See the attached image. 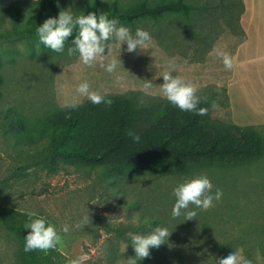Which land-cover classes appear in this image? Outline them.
I'll list each match as a JSON object with an SVG mask.
<instances>
[{
  "label": "rangeland",
  "instance_id": "1",
  "mask_svg": "<svg viewBox=\"0 0 264 264\" xmlns=\"http://www.w3.org/2000/svg\"><path fill=\"white\" fill-rule=\"evenodd\" d=\"M60 1L68 7L93 4V0ZM142 1L119 0L124 9ZM17 2L23 0H0V205L46 216L63 236L58 249L71 260L86 256L84 264H124L128 257H135L128 233L144 235L155 227L172 232L158 251L162 256L137 264H215L217 258L237 248L253 264H264L260 250L264 244V158L239 164H194L184 173L123 175L98 159L81 155L64 153L55 156L58 163L45 165L41 159L49 155L44 149L49 140L25 139L28 121L36 122L37 117L66 103L87 102L75 92L83 81L100 94L131 96L144 106L167 103L158 85L164 82L160 75L169 61L175 62L173 75L197 86V95L207 102L208 123L229 124L232 109L227 81L232 70L225 69L213 49L232 56L241 37L233 14L224 13L223 6L216 7L215 13L193 9L189 15L168 14L162 24L141 19L126 26L133 33L137 28L148 31L152 44L146 51L133 53L126 51V44L121 51L114 44L112 56L120 54L124 69L109 74L98 64H80L77 56L67 55V49L58 54L38 39L18 33L12 14ZM234 9L238 12L237 5ZM22 18L29 19L30 14L22 10ZM144 80L153 82L152 95L144 94ZM201 174L208 175L213 191L222 190V199L207 212L196 209L194 220L173 219V189ZM85 215L91 222L77 228ZM65 225L67 234L62 232ZM0 264H24L19 239L2 227Z\"/></svg>",
  "mask_w": 264,
  "mask_h": 264
},
{
  "label": "trees",
  "instance_id": "2",
  "mask_svg": "<svg viewBox=\"0 0 264 264\" xmlns=\"http://www.w3.org/2000/svg\"><path fill=\"white\" fill-rule=\"evenodd\" d=\"M236 5L238 12L234 9ZM221 6L234 17L245 9L243 0H221L220 3L218 0L162 3L143 0L131 9L121 8L119 0H93V4L74 3L70 10L76 15L82 12L85 15L95 12L97 16L107 13L109 19L116 18L124 26H133L141 19H153L159 24L168 14L189 15L193 9ZM68 8L60 0H23L14 4L12 14L18 33L39 40L37 27L47 18H58L59 12ZM22 10L30 14L29 19L23 20ZM77 34L78 29H74L65 42V49L71 46ZM106 96L113 100L111 107L87 101L71 110V119L65 118L69 110L62 107L37 117L36 122L28 121L26 140H49L44 148L49 155L41 159L45 165L58 163L55 156L65 153L89 160L98 159L107 168L123 175L169 174L184 173L194 164H239L264 155V134L255 125H240L233 120L229 124L210 125L208 115L182 112L168 101L159 106H144L131 96ZM199 107L208 109L207 102L202 99ZM129 130L140 135L138 143L127 135ZM29 213L34 212L0 205V227L16 236L23 250L24 238L31 231L23 227ZM36 215L52 224L46 216ZM260 247L264 255V244ZM161 249L162 246L157 251L153 248L151 256L159 259L163 253L158 252ZM70 260L58 248L50 250L47 255L24 251V264H68Z\"/></svg>",
  "mask_w": 264,
  "mask_h": 264
},
{
  "label": "clouds",
  "instance_id": "3",
  "mask_svg": "<svg viewBox=\"0 0 264 264\" xmlns=\"http://www.w3.org/2000/svg\"><path fill=\"white\" fill-rule=\"evenodd\" d=\"M74 29H78V34L71 46L67 48V55L69 57L77 56L79 63L87 67L98 64L109 74L116 73L121 67L123 68V62L119 59L120 54L118 57L112 56L114 44L120 48V51L121 46L126 44L128 53L137 52V50L146 51L152 44V36L144 29L137 28L133 33L118 19H109L107 13L97 16L95 12H89L87 15L82 12V14L76 15L70 10V7L67 10H61L58 18H47L41 26L37 27L36 32L40 43L45 48L58 54H64L65 42L72 35ZM213 52L222 59L226 70L231 71L234 68V58L229 53L221 49H213ZM175 71V62L169 61L160 75L164 81L163 84L158 85L160 95L182 112L200 116L207 115L208 109L199 107L202 98L197 95V86L180 75H173ZM152 89L153 82L144 80L142 88L144 94L152 95ZM75 92L78 97L90 101L93 105L104 104L111 107L113 103V100L106 95L92 90L87 81L79 83ZM79 106V102L64 104L63 107L69 110L66 112L65 118L71 119V110ZM215 106L214 104L213 107ZM127 135L137 143L141 139L140 135L132 130H129ZM213 189L214 185L207 174L186 178L173 189L172 195L175 197V203L171 211L172 218L184 216L185 221H190L196 218L198 214L196 209L204 212L213 209L223 197L221 189L216 188L215 191ZM89 222H91L90 216L85 215L76 227H84ZM23 227L31 230L24 238L26 253L39 251L47 255L50 250H56L63 243L61 232L57 231L54 225L47 223L45 218L37 216L36 213L28 214ZM62 232L64 234L69 232L67 225L63 227ZM171 234L172 232H169L167 227H155L144 235L128 233L135 257H128L124 264H137L140 260L150 258V250L159 249L167 243ZM127 247H125V251ZM87 259L86 256L81 255L70 260L68 264H84ZM215 264H253V261L243 254V249L237 248L227 257L217 258Z\"/></svg>",
  "mask_w": 264,
  "mask_h": 264
},
{
  "label": "crops",
  "instance_id": "4",
  "mask_svg": "<svg viewBox=\"0 0 264 264\" xmlns=\"http://www.w3.org/2000/svg\"><path fill=\"white\" fill-rule=\"evenodd\" d=\"M243 2L244 11L234 17L241 37L235 42L232 54L234 68L228 77L227 92L232 120L240 125H255L264 134V0ZM215 9L217 8L209 7L196 10L211 13ZM168 16L161 19L159 24L167 20ZM199 19L200 17L197 18ZM262 183L264 184V178Z\"/></svg>",
  "mask_w": 264,
  "mask_h": 264
}]
</instances>
